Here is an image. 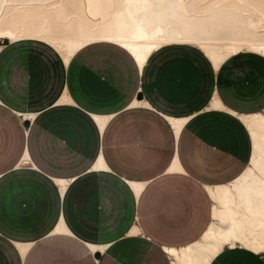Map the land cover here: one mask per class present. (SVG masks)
<instances>
[{"label":"crops","instance_id":"0c3cea01","mask_svg":"<svg viewBox=\"0 0 264 264\" xmlns=\"http://www.w3.org/2000/svg\"><path fill=\"white\" fill-rule=\"evenodd\" d=\"M184 47L140 68L109 42L65 64L39 41L0 40V264H172L165 248L200 239L206 185L250 160L229 111L264 109V57L242 52L214 71ZM214 95L225 109L208 108ZM168 118L185 119L178 134ZM210 264L264 257L225 247Z\"/></svg>","mask_w":264,"mask_h":264},{"label":"bare ground","instance_id":"6f19581e","mask_svg":"<svg viewBox=\"0 0 264 264\" xmlns=\"http://www.w3.org/2000/svg\"><path fill=\"white\" fill-rule=\"evenodd\" d=\"M3 39L44 43L65 64L83 47L109 42L130 53L140 68L161 48L185 45L200 51L216 71L242 52L264 57V0H0ZM208 108L225 109L216 95ZM229 112L248 130L250 160L229 183L206 185L211 221L195 242L164 249L172 264H210L225 247L264 254V109ZM168 120L178 134L185 119Z\"/></svg>","mask_w":264,"mask_h":264},{"label":"rangeland","instance_id":"374dc122","mask_svg":"<svg viewBox=\"0 0 264 264\" xmlns=\"http://www.w3.org/2000/svg\"><path fill=\"white\" fill-rule=\"evenodd\" d=\"M104 46H105V47H111V48H113V46H112V45H109V44H104ZM174 47H177V46H174ZM184 48H190V49H193V50H194L193 53H195V55L200 54L195 48H191V47H188V46H185ZM202 57H203V56H202ZM262 256L264 257V254H262Z\"/></svg>","mask_w":264,"mask_h":264}]
</instances>
